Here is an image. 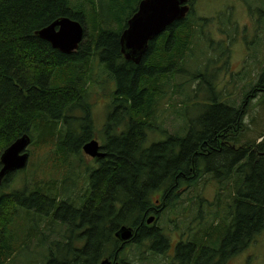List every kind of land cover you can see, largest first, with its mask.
<instances>
[{
	"label": "trees",
	"instance_id": "1",
	"mask_svg": "<svg viewBox=\"0 0 264 264\" xmlns=\"http://www.w3.org/2000/svg\"><path fill=\"white\" fill-rule=\"evenodd\" d=\"M141 1L89 0L90 10L72 0H0V172L5 150L26 134L33 146H54L61 159L85 154L83 146L96 134L88 89L100 84L91 63L97 59L115 85L110 104L115 111L108 114L101 133L106 157L93 159L97 167L83 203L69 202V197H76L77 186L67 184L68 176L60 192L50 189L49 182L38 179L35 172L24 178L21 189H9L15 172L0 181V264H18L16 259L31 251L26 232L29 226L37 230L44 217L65 227L61 239L48 249L45 264L104 260L120 264L127 246L140 250L145 241L154 255L167 251L163 230L149 226L146 219L177 203L183 188L195 187L205 175L220 186L218 210L231 206L228 221L216 225L215 218L220 217L216 212L204 234L194 233L188 242L177 245V262L229 264L264 230V132L249 137L242 120L250 97H260L264 105V70L252 81L240 106L220 95L212 70L207 69L208 49L202 51L203 63L195 65L196 54L190 60L199 34L196 26L211 22L197 18L193 7L184 20L149 42L138 64L126 59L120 38ZM61 18L87 25L83 41L70 55L36 35ZM201 37L211 47L209 37L204 33ZM195 74L205 78L199 90L204 87L207 100H200L202 106L196 99L192 106L187 100L179 115L181 127L171 132L161 125L158 107L178 95L179 77L187 75L193 81ZM172 107L180 109L175 103ZM152 130L157 142L147 147V131ZM74 167L70 165L68 171ZM233 181L236 191L225 203L226 185ZM155 195L158 199L152 200ZM204 201L211 206V201ZM204 206L201 202L198 212L199 220L206 222L200 212ZM122 227L133 229L128 243L116 237ZM80 239L86 243L79 248Z\"/></svg>",
	"mask_w": 264,
	"mask_h": 264
},
{
	"label": "rangeland",
	"instance_id": "2",
	"mask_svg": "<svg viewBox=\"0 0 264 264\" xmlns=\"http://www.w3.org/2000/svg\"><path fill=\"white\" fill-rule=\"evenodd\" d=\"M72 1L75 4H84L90 10L93 9L89 0ZM192 7L197 18L210 19L211 22L205 24V26L201 24L202 28L200 25V28L196 26L199 34L195 41V53L192 54L190 60L192 61L196 54L198 58L193 60L195 65L203 63L202 51L208 49V57L211 62L210 66L207 65V69L212 70L213 80L217 83L219 94L229 97L235 101L234 105L240 106L242 97H246L252 81H255L261 71L264 70V0H194L193 6L191 4ZM86 31L88 32V30ZM203 33L211 41V47L209 48L206 47V43L201 37ZM91 65L93 66L94 76L100 81L99 85H93L88 89L90 103L92 104L91 115L96 130L94 139L103 147L101 133L107 123L108 114L110 113L109 116H111L115 111L114 107L110 109L113 99L111 93L115 85L108 80L109 76L104 73L102 65L97 59ZM203 68L204 66H202ZM192 78L193 81L187 75L179 77L177 82L180 87L179 93L177 96H171V101L178 104L180 109L172 107L173 103L168 99L162 101L158 107L162 120L161 125L171 132L177 131L181 127L179 115L187 100L191 105V101L196 99L200 106H202L200 100H207L203 94L204 87L199 90V86L205 81L203 75L195 74ZM226 100V98H223V102ZM260 104V97L258 99L250 97L245 107L248 109L247 114H244L242 118L246 129L250 130L248 136L251 138H256L264 132L262 131L264 130V105ZM256 132L260 133L255 134ZM147 133L146 139L148 142L146 146L148 147L157 142V136L153 130L147 131ZM26 151L30 155L26 170H22L26 173L15 172L16 177L10 183L11 188L9 189H21L24 178L35 172L38 179L50 183L43 182L47 183L50 189L60 192L63 188V181L68 176L67 184L77 186L74 193L76 197H69V202H74V199H77L83 203L82 198L90 193L89 178L97 167L96 161L85 154L61 159L60 151L58 150L56 155L54 146L49 145L38 148L33 146L32 142ZM71 163L75 166L74 170L76 171L73 169L68 171L69 166L72 165ZM219 188L218 182L209 175L203 176L195 187H189L186 190L183 188L181 198L177 203L168 206L159 216H157V212H154L146 219L148 221L150 218L155 217L156 228L163 230L168 239V250L162 253L157 252L154 255L148 250V246L151 245L147 246L148 241H145L140 250L133 246L131 248L126 247L120 262L124 264H180V262H177L176 246L182 242H188L192 239L191 235L194 233L201 232L204 234V228L214 221L215 214L219 211L215 205ZM232 191H236L234 181L226 185L224 191L225 203L228 200L232 201L231 198H227ZM157 196H153L152 200H155ZM203 198L212 202L210 207L207 206L208 203ZM201 202L205 203L200 212L204 213L203 216L206 218V222L205 219L199 220L198 206ZM229 207L226 205L221 207L220 217L215 218L216 225L228 221L226 216L229 214L227 210ZM26 229L27 226L25 225L24 231ZM64 230L65 227L62 228L58 222L45 217L37 230L34 231L29 226V230L26 232V244L28 247L30 246L31 251L25 252L23 257H18L16 259L18 264H45L44 259L49 254L48 249L52 243L61 239L60 234ZM91 231V228L87 230L90 233ZM119 241L124 242L121 239ZM76 245L79 248L83 247L85 241L80 239ZM198 246H201V248L207 247L205 244H198ZM24 250L26 249L22 251ZM114 262L112 260L110 264H114ZM229 264H264V230L248 250L232 259Z\"/></svg>",
	"mask_w": 264,
	"mask_h": 264
},
{
	"label": "water",
	"instance_id": "3",
	"mask_svg": "<svg viewBox=\"0 0 264 264\" xmlns=\"http://www.w3.org/2000/svg\"><path fill=\"white\" fill-rule=\"evenodd\" d=\"M190 0H142L137 12L129 19L128 27L123 31L120 43L122 53L126 59L137 64L149 47V41L163 34L173 23L184 20L190 12ZM36 35L47 41L56 50L66 55L72 54L79 48L85 35V28L77 21L61 18L52 25L37 32ZM31 139L24 136L15 141L2 155L3 168L0 180L7 174L23 170L27 167L29 154L26 153ZM84 152L93 158H104L105 153L100 152L97 140H92L84 145ZM155 220L150 218L147 223ZM134 236L133 229L122 228L116 237L127 242ZM102 264H110L108 261Z\"/></svg>",
	"mask_w": 264,
	"mask_h": 264
},
{
	"label": "flooded vegetation",
	"instance_id": "4",
	"mask_svg": "<svg viewBox=\"0 0 264 264\" xmlns=\"http://www.w3.org/2000/svg\"><path fill=\"white\" fill-rule=\"evenodd\" d=\"M191 5V3H190ZM156 204L159 206L160 205V201H157ZM119 257H120V254H119ZM119 259V258H118ZM114 261V260H113Z\"/></svg>",
	"mask_w": 264,
	"mask_h": 264
},
{
	"label": "bare ground",
	"instance_id": "5",
	"mask_svg": "<svg viewBox=\"0 0 264 264\" xmlns=\"http://www.w3.org/2000/svg\"><path fill=\"white\" fill-rule=\"evenodd\" d=\"M24 136H27V137H29V138L31 139V137H30L29 135H27V134H26V135H23L22 137H24ZM22 137H21V138H22ZM85 243H86V242H85ZM176 247H177V246H176ZM174 250H175V249H174Z\"/></svg>",
	"mask_w": 264,
	"mask_h": 264
}]
</instances>
